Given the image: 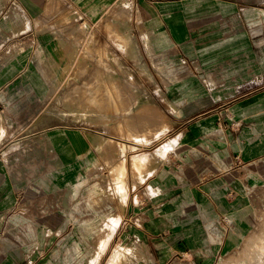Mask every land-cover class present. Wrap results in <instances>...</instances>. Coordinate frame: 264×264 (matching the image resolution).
<instances>
[{
    "label": "rangeland",
    "instance_id": "rangeland-1",
    "mask_svg": "<svg viewBox=\"0 0 264 264\" xmlns=\"http://www.w3.org/2000/svg\"><path fill=\"white\" fill-rule=\"evenodd\" d=\"M46 1L0 0V264H162L172 244L129 239V225L178 222L208 188L227 194L206 221L211 264H254L264 151L235 145L252 146L239 138L252 117L264 139V0H228L239 14L179 44L136 19L151 2ZM141 192L164 197L134 214Z\"/></svg>",
    "mask_w": 264,
    "mask_h": 264
},
{
    "label": "crops",
    "instance_id": "crops-1",
    "mask_svg": "<svg viewBox=\"0 0 264 264\" xmlns=\"http://www.w3.org/2000/svg\"><path fill=\"white\" fill-rule=\"evenodd\" d=\"M27 1L29 0H15L18 5L21 2L25 4ZM73 1L75 3L78 1L84 2V0ZM62 2L63 0H47L43 10L45 13L58 10L61 8ZM32 3L40 4L43 3V0H32ZM139 3L143 4L144 2ZM149 6H151L150 8L154 7V11L145 10L149 14L146 15L145 13L140 21L156 40H162L166 44H179L191 38L210 33L213 30L211 25L217 21L216 19L227 18L240 13L238 4L228 0H164L151 3ZM229 7L231 8L229 9ZM137 11L135 17L139 20ZM249 121V124L242 125L239 130V138L245 140L248 138L247 134L251 135V139H253L252 146L249 147L244 141L238 142L235 147L240 156L244 150L248 149L257 153L260 152L259 150L264 151V139L262 138L261 141L258 139L263 130L259 128L257 118L252 117ZM262 144L263 149L260 146ZM195 192L193 202L183 204L176 212L180 213L179 219H177L178 222L171 221L169 224V221L166 222L164 219L166 217H163L162 214L161 217L152 219L145 212L140 213L138 216H142L143 221L140 224L129 225V239H139L153 245L172 244L173 252L168 254L162 264H179L186 258L193 263L211 264L215 258V253L212 250V240L205 231L206 221L219 212L216 206L212 204V199H214V202H217V200L222 202L221 199L226 198L227 194L220 188L217 190L211 188L197 189ZM5 196L3 192L0 193V199ZM161 197L164 196L152 197L141 192L139 200L132 203V212L136 214L134 206L144 202H158ZM191 217L195 219L193 222L183 221ZM200 219L201 221H199ZM226 244H228L227 241H225Z\"/></svg>",
    "mask_w": 264,
    "mask_h": 264
},
{
    "label": "bare ground",
    "instance_id": "bare-ground-1",
    "mask_svg": "<svg viewBox=\"0 0 264 264\" xmlns=\"http://www.w3.org/2000/svg\"><path fill=\"white\" fill-rule=\"evenodd\" d=\"M138 11H137V15H138V21L140 22V19H141V17L146 13L145 12V9H143V8H139V9H137ZM121 41V40H120ZM127 40H123L122 41V43H123V45L125 46V45H127L128 46V44H127ZM135 48H136V46L135 45H133ZM133 46H132V48H133ZM106 90H110L109 89V87L107 88V89H103V91L102 92H104V91H106ZM112 90V89H111ZM88 92H90L91 94L93 93V92H91L90 90H88ZM99 92V91H98ZM120 92V91H119ZM121 93V92H120ZM106 98V99H108V100H110V98H108V96H106V95H104V96H98V97H92V98H90L89 100V104L91 103V100H95V99H100V98ZM83 105V103L82 104H79L77 107H81ZM74 143L76 144V146H81V144H80V142H78V141H74ZM149 157L150 156H148V155H140V157H136V158H134L133 159V161H132V164H133V168L134 169H139V168H142V167H146V164H148L149 162H150V159H149ZM144 173V172H143ZM141 174V173H140ZM150 174V173H149ZM146 175H148V174H146ZM140 176V175H139ZM141 177V176H140ZM142 178V177H141ZM143 178H144V176H143ZM261 233V232H260ZM264 236L263 235H256V236H253V235H251V237L250 238H248V243H249V251L247 252L248 254H250L249 256L251 257V260H254L253 262H254V264H256V260L258 259V257L259 256H255L254 254V252L255 251H261L262 249H263V247H264ZM246 243V242H245ZM247 249V248H246ZM259 255V254H258ZM262 256V255H261ZM245 260V259H244ZM250 260V261H251ZM250 261H249V263H250ZM260 263V262H259Z\"/></svg>",
    "mask_w": 264,
    "mask_h": 264
},
{
    "label": "built area",
    "instance_id": "built-area-1",
    "mask_svg": "<svg viewBox=\"0 0 264 264\" xmlns=\"http://www.w3.org/2000/svg\"><path fill=\"white\" fill-rule=\"evenodd\" d=\"M137 2H151V3H155V2H159V1H164V0H136Z\"/></svg>",
    "mask_w": 264,
    "mask_h": 264
}]
</instances>
